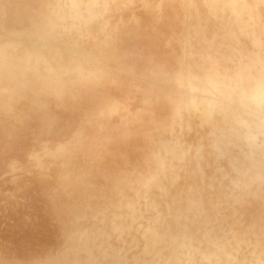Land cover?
<instances>
[{
  "label": "clouds",
  "instance_id": "9594fccd",
  "mask_svg": "<svg viewBox=\"0 0 264 264\" xmlns=\"http://www.w3.org/2000/svg\"><path fill=\"white\" fill-rule=\"evenodd\" d=\"M0 264H264V0H0Z\"/></svg>",
  "mask_w": 264,
  "mask_h": 264
}]
</instances>
